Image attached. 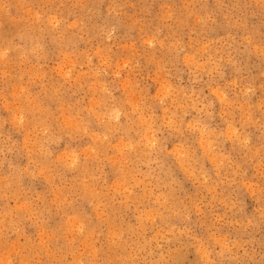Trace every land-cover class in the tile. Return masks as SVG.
Instances as JSON below:
<instances>
[{"label": "clouds", "instance_id": "obj_1", "mask_svg": "<svg viewBox=\"0 0 264 264\" xmlns=\"http://www.w3.org/2000/svg\"><path fill=\"white\" fill-rule=\"evenodd\" d=\"M0 264H264V0H0Z\"/></svg>", "mask_w": 264, "mask_h": 264}]
</instances>
